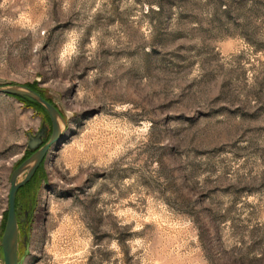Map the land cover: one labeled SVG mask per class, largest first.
Masks as SVG:
<instances>
[{
	"label": "rangeland",
	"instance_id": "rangeland-1",
	"mask_svg": "<svg viewBox=\"0 0 264 264\" xmlns=\"http://www.w3.org/2000/svg\"><path fill=\"white\" fill-rule=\"evenodd\" d=\"M0 78L69 113L20 264H264V0H0ZM42 122L0 94V236Z\"/></svg>",
	"mask_w": 264,
	"mask_h": 264
},
{
	"label": "water",
	"instance_id": "water-1",
	"mask_svg": "<svg viewBox=\"0 0 264 264\" xmlns=\"http://www.w3.org/2000/svg\"><path fill=\"white\" fill-rule=\"evenodd\" d=\"M0 94L27 96L35 100L46 111L51 125L49 137H47L48 128L43 122L36 132L25 133L27 137L25 149L30 151V154L11 170L8 178L7 212L0 236V264H20L23 255L26 253L28 234H19L14 208L15 195L18 188L25 185L31 179L49 147L60 139L65 128L64 117L69 116V113L61 110L64 115L63 117L59 106H56L54 102L47 101L38 92L28 86L10 83L3 78H0ZM46 137V141L43 142ZM20 247H23L22 256H19Z\"/></svg>",
	"mask_w": 264,
	"mask_h": 264
},
{
	"label": "trees",
	"instance_id": "trees-1",
	"mask_svg": "<svg viewBox=\"0 0 264 264\" xmlns=\"http://www.w3.org/2000/svg\"><path fill=\"white\" fill-rule=\"evenodd\" d=\"M29 88H31V89H33L34 91H36V92H38L43 98H45L47 101H49V102H51L47 97H45L38 89H36V88H34V87H32V86H28ZM11 96H14V97H16V98H18V99H20L22 102H24L25 104H28V105H31V106H34V107H36V108H38V109H40L44 114H45V116L46 117H48V115H47V113H46V111L44 110V108L38 103V102H36L35 100H33V99H31V98H29V97H27V96H19V95H11ZM46 141V138L43 140V142H45ZM30 154V151H28V150H25V152H24V154L22 155V157L18 160V162L15 164V166L20 162V161H22L25 157H27L28 155ZM14 166V167H15ZM37 174V170L34 172V174H33V176L31 177V179L25 184V185H23L22 187H20V188H18V190H17V192H16V195H15V203H14V206L16 207V203H17V197H18V195H19V192H20V190L22 189V188H24L25 186H27V185H29L31 182H32V180L34 179V176ZM32 198V197H31ZM27 211H28V208H26V207H24ZM28 216H29V211H28V213H27V218L24 220V222H23V227H22V229H24V227H25V223L27 222V219H28Z\"/></svg>",
	"mask_w": 264,
	"mask_h": 264
},
{
	"label": "flooded vegetation",
	"instance_id": "flooded-vegetation-1",
	"mask_svg": "<svg viewBox=\"0 0 264 264\" xmlns=\"http://www.w3.org/2000/svg\"><path fill=\"white\" fill-rule=\"evenodd\" d=\"M25 203H27V202H25V195H23L21 197L18 195L16 207L14 206V208H15V214H16V219H17V222H18L19 234L20 235L23 234V229H22L23 222L27 218V213H28V211L24 208L25 207ZM0 256H1V250H0Z\"/></svg>",
	"mask_w": 264,
	"mask_h": 264
}]
</instances>
